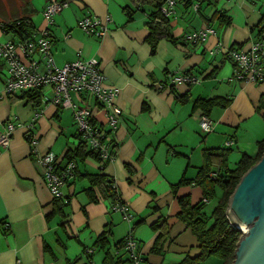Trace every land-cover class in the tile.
Returning <instances> with one entry per match:
<instances>
[{
	"label": "crops",
	"instance_id": "obj_1",
	"mask_svg": "<svg viewBox=\"0 0 264 264\" xmlns=\"http://www.w3.org/2000/svg\"><path fill=\"white\" fill-rule=\"evenodd\" d=\"M48 1L20 0L8 7L0 0V43L19 39L2 25L24 15L30 16L34 32L43 30L42 13ZM196 1H177L169 18L172 40L159 41L154 54L146 42V25L156 11L153 0L141 4L69 0L47 28L55 65L97 60L105 86L118 89L114 104L122 111L117 129L110 134L114 159L106 163L93 157L75 159L77 175L62 190L65 227L62 216L48 217L54 200L44 185L38 159L53 153L63 164L67 152L76 149L71 111L36 106L22 95L5 97V70L0 63V135L8 123L15 127L9 146L0 148V264H113L118 260L128 264L119 244L129 233L140 245L141 264H178L197 254L196 238L178 217V198L189 196L192 205L204 199L193 183L203 165L202 151L226 148L232 140L233 146L227 147L232 150L227 158L232 171L243 154L257 152L264 138V86L237 80L226 55L228 49L247 48L256 39L264 0L201 1L195 10ZM85 16L106 25L104 37L88 36L77 27ZM207 27L214 35L204 43L186 41L185 36ZM33 58L42 73L43 62L37 54ZM179 74L198 82L171 87L172 78ZM211 99L229 104L210 110L213 130L205 134L199 128L203 111L194 104ZM89 105L97 109L94 102ZM96 119L102 123L103 114L98 112ZM30 124L36 138L33 149L26 137ZM218 172L214 165L209 176ZM99 175L113 182L119 200L133 215L131 223L112 210L114 202L108 194L91 184L88 177ZM183 178L191 183L180 186ZM161 219L167 222L168 234L162 250L154 253L151 248L158 233L150 225ZM104 231V245L96 244ZM87 249L93 251L89 259Z\"/></svg>",
	"mask_w": 264,
	"mask_h": 264
},
{
	"label": "built area",
	"instance_id": "obj_2",
	"mask_svg": "<svg viewBox=\"0 0 264 264\" xmlns=\"http://www.w3.org/2000/svg\"><path fill=\"white\" fill-rule=\"evenodd\" d=\"M177 1L163 0L160 14L169 19L174 13ZM199 2L201 0L194 3L195 10L198 9ZM68 4L69 0H49L42 13L45 24L43 30L34 32L25 40L0 43V63L5 70L3 93L7 98L16 95L35 96L39 98L42 106L51 105L70 110L76 129L77 146L83 145L88 152L96 155L101 163L111 162L115 157V150L110 142V134L117 129L122 117V111L114 104L118 89L105 86V76L97 60L78 59L58 67L51 54L47 28ZM77 27L84 34L96 38L104 37L107 31L106 25L93 16H85L79 20ZM213 35L214 31L207 27L185 36V39L187 42L204 43ZM35 54L39 56L40 62H43L42 73L38 71L39 62L33 58ZM226 55L232 63L233 74L237 80L264 86V18L258 27L256 39L247 48H231L226 51ZM197 82L191 75L179 74L172 78L171 87L179 84L193 85ZM90 102H94L97 113L103 114L102 123L97 121L96 110L89 105ZM32 126L33 124H30L26 127V137L33 149L36 138L31 134ZM199 128L205 134L212 132L213 124L208 116H200ZM14 129L13 124L6 125L4 133L0 135V148L9 146ZM232 146V140L226 143V147ZM38 161L43 166L44 185L52 198L64 200L62 190L69 181L74 180L75 164H60L53 153L40 156ZM112 210L119 212L127 223L134 219L127 205L120 200L113 203ZM121 249L128 264H141L140 245L131 233L122 240ZM84 252L89 256L93 253L90 249Z\"/></svg>",
	"mask_w": 264,
	"mask_h": 264
},
{
	"label": "trees",
	"instance_id": "obj_3",
	"mask_svg": "<svg viewBox=\"0 0 264 264\" xmlns=\"http://www.w3.org/2000/svg\"><path fill=\"white\" fill-rule=\"evenodd\" d=\"M138 3H142L145 0H135ZM154 7L156 11L151 15L150 21L147 23L148 36L146 38L147 44L150 46L151 53L154 54L156 45L159 41L163 39L172 40L170 21L168 18L163 17L160 12V6L163 0H153ZM211 4L214 0H201ZM219 19H223V16H219ZM5 26V31L14 30L16 36L19 40H25L29 38L34 33V27L30 20L29 15L21 16L18 20L13 21L9 24H3ZM27 102L32 103L36 106L40 105V100L35 96H24ZM23 99V98H22ZM178 100H182L179 97ZM229 104L228 100L211 99V100H198L194 104L195 109H200L202 115L208 116L210 110L219 106L226 108ZM201 115V116H202ZM231 148H217V149H207L202 151L203 165L199 169L196 178L193 183L198 185L202 190V198L196 205L191 204V199L189 196H184L178 198L179 205V219L184 222L190 229L192 235L197 241V254L193 257L187 255L183 261L178 264H203L209 258L213 257L219 261L218 264H232L234 260V253L236 250L237 243L241 237V232L231 226L229 219L227 218V207L228 200L232 195L235 187L239 183L240 178L262 157L264 153V138L257 144V152L254 155L243 154L234 170H229L227 166V158L231 153ZM85 159L87 157H93L98 159L96 155L88 152L83 145H78L74 151H69L65 155V163L73 162L75 164V174L76 170V158ZM99 160V159H98ZM99 162H101L99 160ZM217 166L220 172L215 176L210 177L212 166ZM92 185H97L101 188L104 194H108L112 199V202L119 200L117 191L113 186V182L102 176H90L88 177ZM191 182L183 178L180 181L181 185H188ZM219 189L221 191L215 206L212 211L207 213L205 211V206L207 200H211L215 197V191ZM53 209L48 217L54 215L62 216L64 219L63 227L68 224L67 215L64 213L65 204L62 199H53ZM66 203V201H65ZM67 217V218H66ZM150 228L158 233L155 242L151 248V252L158 253L162 250V246L166 242V237L168 234L167 222L164 219L158 220L157 222L150 225ZM133 229V228H132ZM106 231L102 232L98 236L96 244L104 245ZM122 242V241H121ZM121 242L119 247H121ZM85 253V252H84ZM87 259L89 255L85 253ZM113 264H123L122 262L114 261Z\"/></svg>",
	"mask_w": 264,
	"mask_h": 264
},
{
	"label": "water",
	"instance_id": "obj_4",
	"mask_svg": "<svg viewBox=\"0 0 264 264\" xmlns=\"http://www.w3.org/2000/svg\"><path fill=\"white\" fill-rule=\"evenodd\" d=\"M228 214L242 227H234L241 237L232 264H264V153L240 178L228 200Z\"/></svg>",
	"mask_w": 264,
	"mask_h": 264
},
{
	"label": "rangeland",
	"instance_id": "obj_5",
	"mask_svg": "<svg viewBox=\"0 0 264 264\" xmlns=\"http://www.w3.org/2000/svg\"><path fill=\"white\" fill-rule=\"evenodd\" d=\"M5 1V3H7V5H8V7L9 6H11L12 5V3L14 2V3H19L20 2V0H4ZM223 2V1H222ZM225 2V1H224ZM232 153V152H231ZM230 153V154H231ZM221 194V191L220 190H217V192H216V196L213 198V199H211L210 201H209V203L207 204V206H206V212L207 213H209V212H211L212 211V209H213V207L215 206V204H216V200L218 199V197H219V195ZM163 253H166V251H164ZM216 262H219L217 259H215V258H213V257H211V258H209L207 261H204L203 262V264H215ZM166 264H170L169 262L167 263L166 262Z\"/></svg>",
	"mask_w": 264,
	"mask_h": 264
},
{
	"label": "bare ground",
	"instance_id": "obj_6",
	"mask_svg": "<svg viewBox=\"0 0 264 264\" xmlns=\"http://www.w3.org/2000/svg\"><path fill=\"white\" fill-rule=\"evenodd\" d=\"M228 219H229V221L231 222V224H232L233 227H241V226H239V225L235 222V220L233 219V217H232L230 214H228ZM241 228H242V227H241Z\"/></svg>",
	"mask_w": 264,
	"mask_h": 264
}]
</instances>
